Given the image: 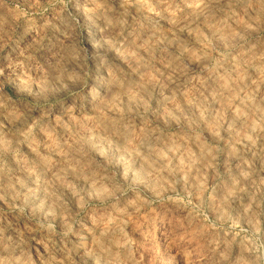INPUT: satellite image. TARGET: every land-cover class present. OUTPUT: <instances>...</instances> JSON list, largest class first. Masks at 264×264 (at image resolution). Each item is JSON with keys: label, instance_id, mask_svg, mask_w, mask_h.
Listing matches in <instances>:
<instances>
[{"label": "rangeland", "instance_id": "obj_1", "mask_svg": "<svg viewBox=\"0 0 264 264\" xmlns=\"http://www.w3.org/2000/svg\"><path fill=\"white\" fill-rule=\"evenodd\" d=\"M0 264H264V0H0Z\"/></svg>", "mask_w": 264, "mask_h": 264}]
</instances>
